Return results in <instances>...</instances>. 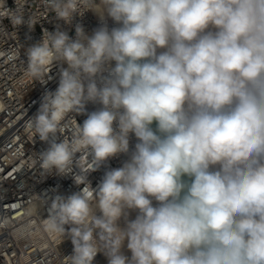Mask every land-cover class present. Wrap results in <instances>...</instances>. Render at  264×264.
Listing matches in <instances>:
<instances>
[{"label":"clouds","instance_id":"9594fccd","mask_svg":"<svg viewBox=\"0 0 264 264\" xmlns=\"http://www.w3.org/2000/svg\"><path fill=\"white\" fill-rule=\"evenodd\" d=\"M15 5L0 0L14 28L43 19ZM41 6L69 26L87 12L99 21L91 32L76 23L74 36L44 29L23 61L41 84L59 66L25 128L47 144L42 175L78 188L38 194L44 230L73 245L65 264L98 253L107 264H264V0ZM21 47L0 55L20 59Z\"/></svg>","mask_w":264,"mask_h":264},{"label":"built area","instance_id":"2783aa9c","mask_svg":"<svg viewBox=\"0 0 264 264\" xmlns=\"http://www.w3.org/2000/svg\"><path fill=\"white\" fill-rule=\"evenodd\" d=\"M6 6L15 9V0H6ZM29 13L43 18L31 30L27 24L14 28L9 19H0V53L14 47L19 49L22 45L16 53L20 59L0 55V217L8 220L7 226L0 228V264H65L64 256L73 251L70 239L60 244L57 236L44 230L42 222L19 218L30 205H35L47 216L39 195H68L78 190L70 176L44 177L41 173L37 154L45 150L47 144L38 137L34 139L26 130L25 121L37 112L44 92L54 91L58 86L59 66L53 67L49 74L52 79L46 84L33 82L24 72L25 51L41 40L44 29L54 31L59 25L74 36L76 23H82L86 31L91 32L99 21L95 14L87 12L83 17L76 16L71 26L66 25L44 9L41 0H27L25 19ZM88 109L92 110L93 106L89 105ZM76 119L82 123L85 117L77 116ZM119 164V159L111 161L113 167ZM101 175L102 171L91 174L93 186ZM24 225L31 231L21 238L18 229Z\"/></svg>","mask_w":264,"mask_h":264},{"label":"bare ground","instance_id":"6f19581e","mask_svg":"<svg viewBox=\"0 0 264 264\" xmlns=\"http://www.w3.org/2000/svg\"><path fill=\"white\" fill-rule=\"evenodd\" d=\"M19 218L22 220L29 219L43 223V218H47V216L44 215V213L40 209H37L35 205H30L21 213V216ZM126 254L130 255V253ZM94 264H107V259L102 253H98L96 258L94 259Z\"/></svg>","mask_w":264,"mask_h":264}]
</instances>
